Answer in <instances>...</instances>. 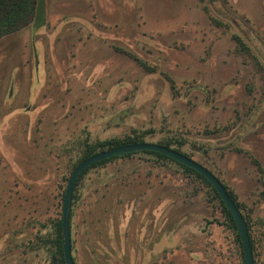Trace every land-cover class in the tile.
I'll return each mask as SVG.
<instances>
[{
	"label": "rangeland",
	"instance_id": "1",
	"mask_svg": "<svg viewBox=\"0 0 264 264\" xmlns=\"http://www.w3.org/2000/svg\"><path fill=\"white\" fill-rule=\"evenodd\" d=\"M45 10L46 26L0 40V264H51L39 238L61 220L83 143L142 132L145 143L184 140L235 194L264 264L250 160L264 171V87L231 39L264 63V0H45ZM70 232L76 264H243L209 189L145 154L86 174Z\"/></svg>",
	"mask_w": 264,
	"mask_h": 264
},
{
	"label": "trees",
	"instance_id": "2",
	"mask_svg": "<svg viewBox=\"0 0 264 264\" xmlns=\"http://www.w3.org/2000/svg\"><path fill=\"white\" fill-rule=\"evenodd\" d=\"M197 1L200 4H203L205 0H197ZM209 1L211 4H214L215 2H217V0H209ZM203 10L205 11V13L209 14V11L207 8L203 7ZM209 20L211 24L213 25V27L215 28H222L225 26L222 22L214 19L211 16H209ZM46 24H47V21H46L45 0H0V40L3 37L17 33L28 26H31L34 30H38L46 26ZM231 39L235 45L236 55L242 58L245 61V63L250 64L253 67L255 72L260 76L263 82V87H264V63L262 59L252 54L251 48L245 43V40L241 36L234 34L231 36ZM135 61L146 72L154 73V70L152 68L147 67L141 61L137 59H135ZM123 114H125V112ZM151 133L152 132L133 133L132 136H126L123 139L112 138V139L103 140V141H94L91 143H89L88 140H86L82 145L83 155L80 158L78 164L82 162L83 160L91 157L92 155L98 152L104 151V150L118 148V147L130 145V144L145 143L144 137ZM206 134H211V132H207ZM156 144L167 147V148H171L190 158V156H188L186 153H183L181 151V148H183L186 144L184 140L168 139V140L158 141L156 142ZM194 150H197V149H194ZM234 151L237 153H244L245 155H248V153H245L242 149H239V148H234ZM137 154H145V155L153 156L154 158H156V161H160V162L166 161V162L173 163L176 166H178L186 176L194 177V179H196L201 185L209 189L212 199L218 203L220 212L222 216L224 217V219L226 220L228 228L234 233L235 242L238 244L241 250L242 261L244 264L242 245H241L239 235L237 233L235 223L229 211L222 203L220 197L218 196L214 188L210 185V183L203 176H201L196 171L186 166H183L159 153L142 151L138 153L127 154L121 157L107 159V160L94 164L92 167L85 170L76 180L74 187H73L72 201L76 198L77 189L89 171L96 169V168H100L108 163H112L117 160L130 159L131 157ZM250 160H251V163L256 167L260 175L259 180H260L262 190L259 193V197L262 201H264V171L262 170L260 163L256 159L250 156ZM222 185L226 189L231 200L235 203L237 209L242 214L244 206L237 201V197L231 190H229L223 183ZM242 216H243V219L247 227L250 245H251V249L253 252L254 242L251 236V226H250V222L248 219V215L242 214ZM39 241L41 242L42 247L48 248L50 249V251H52L53 261H51V264H65L64 259H63V252H62L63 236H62L61 220L52 221L50 228L46 229L45 235H42L39 238ZM71 248H72V241H71ZM73 261H75L74 258H73ZM253 264H254V260H253Z\"/></svg>",
	"mask_w": 264,
	"mask_h": 264
},
{
	"label": "water",
	"instance_id": "3",
	"mask_svg": "<svg viewBox=\"0 0 264 264\" xmlns=\"http://www.w3.org/2000/svg\"><path fill=\"white\" fill-rule=\"evenodd\" d=\"M142 151L155 152L164 155L165 157L196 171L210 183V185L214 188V190L220 197L224 206L229 211L235 223L237 233L239 235L242 245L244 264H253L252 249H251L249 235L245 221L243 219L241 212L237 209L235 203L229 197L222 183L208 169H206L205 167H203L193 159L171 148H167L158 145L156 143H137V144H130L109 150H104L83 160L73 169L67 181L63 195V202H62V217H61L62 236H63L62 252H63V259L65 264H75L71 252V232H70L69 218H70L73 187L78 177L85 170L89 169L96 163H99L107 159L121 157L127 154L138 153Z\"/></svg>",
	"mask_w": 264,
	"mask_h": 264
},
{
	"label": "flooded vegetation",
	"instance_id": "4",
	"mask_svg": "<svg viewBox=\"0 0 264 264\" xmlns=\"http://www.w3.org/2000/svg\"><path fill=\"white\" fill-rule=\"evenodd\" d=\"M192 159V158H191ZM69 225H70V218H69ZM71 252H72V248H71ZM72 258H73V256H72ZM74 263H75V261H74ZM76 264V263H75Z\"/></svg>",
	"mask_w": 264,
	"mask_h": 264
}]
</instances>
